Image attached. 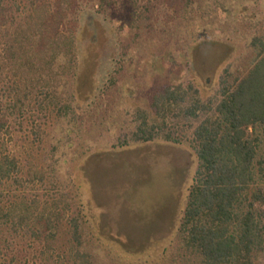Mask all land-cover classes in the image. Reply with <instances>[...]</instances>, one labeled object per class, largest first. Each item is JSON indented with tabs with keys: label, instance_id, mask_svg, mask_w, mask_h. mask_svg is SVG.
<instances>
[{
	"label": "trees",
	"instance_id": "obj_1",
	"mask_svg": "<svg viewBox=\"0 0 264 264\" xmlns=\"http://www.w3.org/2000/svg\"><path fill=\"white\" fill-rule=\"evenodd\" d=\"M88 7L108 18V0H0V264L95 262L86 221L56 176L66 162L57 149L48 171L32 161L46 120L69 124L78 108L79 16ZM248 49L251 64L223 70L214 102H202L191 82L167 85L151 98L153 120L137 115L116 139L120 148L187 144L197 162L171 251L130 264L262 263L264 32Z\"/></svg>",
	"mask_w": 264,
	"mask_h": 264
},
{
	"label": "rangeland",
	"instance_id": "obj_2",
	"mask_svg": "<svg viewBox=\"0 0 264 264\" xmlns=\"http://www.w3.org/2000/svg\"><path fill=\"white\" fill-rule=\"evenodd\" d=\"M98 12L79 16L78 108L69 124L46 120L32 161L41 158L48 171L57 149L66 164L56 176L86 221L94 264H130L171 251L197 162L187 144L120 148L116 139L137 115L153 120L151 98L167 85L191 82L202 102H214L223 70L251 64L248 42L264 32V0H108V18Z\"/></svg>",
	"mask_w": 264,
	"mask_h": 264
}]
</instances>
